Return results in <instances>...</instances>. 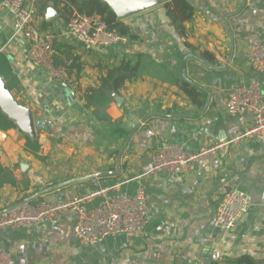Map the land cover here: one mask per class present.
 <instances>
[{
  "label": "crops",
  "instance_id": "0c3cea01",
  "mask_svg": "<svg viewBox=\"0 0 264 264\" xmlns=\"http://www.w3.org/2000/svg\"><path fill=\"white\" fill-rule=\"evenodd\" d=\"M186 1L194 12L184 35L175 33L162 5L122 20L141 40L123 47H88L69 34L54 8L57 16L46 20L49 4L43 15L35 9V25L54 36L57 64L71 56L82 64L80 75L71 76L74 88L48 79L29 57V39L15 32L10 14L0 10V54L14 80L0 78L31 112L40 146L37 153L27 151V135L16 125L0 131V214L24 202L52 203L107 186L115 187L110 196L132 195L141 187L148 197L141 236L85 245L73 236L70 212L41 226L1 230L0 248L15 264H227L241 256L264 264V134L225 145L184 173L139 177L156 148L178 144L195 153L228 140L231 126H250V114L230 116L225 110L234 88L254 81L264 93V71H254L247 62L250 44H264V0ZM120 52L150 55L177 84L168 76L144 75L130 76L117 88L112 81L102 85L105 73L98 64L110 68ZM183 82L195 89V99L184 93ZM88 176L95 178L36 197ZM230 190L243 192L249 207L225 231L210 219Z\"/></svg>",
  "mask_w": 264,
  "mask_h": 264
},
{
  "label": "built area",
  "instance_id": "2783aa9c",
  "mask_svg": "<svg viewBox=\"0 0 264 264\" xmlns=\"http://www.w3.org/2000/svg\"><path fill=\"white\" fill-rule=\"evenodd\" d=\"M0 10L10 14L15 32L23 33L30 41L29 57L44 69L48 79L59 81L73 88L67 70L53 62L54 36L41 32L35 25V0H0ZM71 36L88 47H123L125 37L110 32L97 15L73 13L66 23ZM247 62L256 72L264 71V44L253 42L247 50ZM71 95H74L71 92ZM225 110L230 116L250 114L252 123L247 128L231 126L228 140L201 148L195 153L181 145L168 144L153 150L149 162L143 167L140 178L157 175H175L191 169L200 159L214 154L225 145H235L251 137L264 134V93L257 82L234 88L228 95ZM113 186L103 187L71 199L49 203L44 200L24 203L0 214V231L18 227H37L59 214L74 215L73 236L85 245H95L107 237L141 236L148 220V197L143 188L132 195L115 194ZM97 200L94 207L86 205ZM247 196L238 190L224 194L218 208L211 216L213 227L231 230L247 212ZM217 256H212V260ZM0 264H15L9 251L0 248Z\"/></svg>",
  "mask_w": 264,
  "mask_h": 264
},
{
  "label": "trees",
  "instance_id": "16d2710c",
  "mask_svg": "<svg viewBox=\"0 0 264 264\" xmlns=\"http://www.w3.org/2000/svg\"><path fill=\"white\" fill-rule=\"evenodd\" d=\"M50 3L53 4V8L56 10L59 17H62V19H64L66 22L73 13L97 15L110 32L118 36L125 37L128 42L127 44L131 45L135 44L136 42H141L139 37L132 33L130 27L124 24L122 21H119L111 9L101 0H35L36 14L43 15V13L48 8V4ZM162 7L166 12L165 15L168 18L169 23L173 27L175 33L177 35H184V24L192 19L194 12L193 8L186 0H167V2ZM115 58H118L119 60L117 62V59L113 60L114 58H112V61L114 62L111 63L112 66L110 68L107 64H98L97 66L105 73V75L99 80L102 85L112 81L114 87L117 88L119 85L123 84L126 79H129L130 76L137 78L144 75L156 78L158 80H163L165 79V76H168L169 82L177 84L176 81L171 80V77L167 74L166 69L162 65L156 63L153 58L146 53H138L136 55L128 56L127 53L120 52L115 56ZM53 62L56 67H63L67 70L74 88L77 82H75L71 76L72 74L79 76L82 71V64L80 63L79 58L71 56V58H69L64 65H58L53 56ZM67 63L68 65L66 66ZM0 76H2L9 83L14 80L9 62L2 54H0ZM181 87L189 99H195L196 91L194 88L189 86L187 82H183ZM93 91L94 89H90L86 93V99L88 103L89 97ZM15 128V124L8 120L7 117L0 111V131L5 132ZM36 136L38 137V133ZM25 139L26 150L32 153H37L40 148L37 138L31 141L26 136ZM227 264L256 263L249 256H241L233 261H229Z\"/></svg>",
  "mask_w": 264,
  "mask_h": 264
},
{
  "label": "water",
  "instance_id": "95a60500",
  "mask_svg": "<svg viewBox=\"0 0 264 264\" xmlns=\"http://www.w3.org/2000/svg\"><path fill=\"white\" fill-rule=\"evenodd\" d=\"M105 3L111 11L116 15L119 21L128 19L132 16L138 15L150 9L164 5L167 0H101ZM50 9L47 11L46 20L52 21L57 14L53 10V4H49ZM196 58L195 56H192ZM0 109L1 111L14 122L31 140L36 138L35 123L33 121L31 112L17 103L9 94L7 86L0 78ZM106 174H97L96 177H101ZM95 176H88L81 179H73L62 184H59L49 190L42 191L36 194V197L65 187L69 184L79 182L80 180L93 179ZM27 203V202H24ZM23 203V204H24ZM2 214V213H1Z\"/></svg>",
  "mask_w": 264,
  "mask_h": 264
}]
</instances>
